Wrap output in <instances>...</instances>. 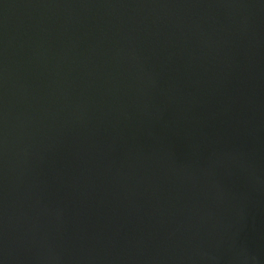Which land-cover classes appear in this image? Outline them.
Listing matches in <instances>:
<instances>
[{"label":"water","instance_id":"1","mask_svg":"<svg viewBox=\"0 0 264 264\" xmlns=\"http://www.w3.org/2000/svg\"><path fill=\"white\" fill-rule=\"evenodd\" d=\"M0 264H264V0H0Z\"/></svg>","mask_w":264,"mask_h":264}]
</instances>
